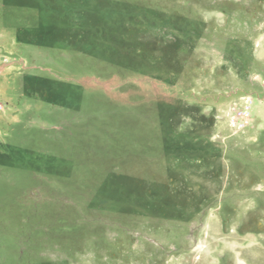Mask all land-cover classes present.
<instances>
[{
	"label": "rangeland",
	"instance_id": "rangeland-1",
	"mask_svg": "<svg viewBox=\"0 0 264 264\" xmlns=\"http://www.w3.org/2000/svg\"><path fill=\"white\" fill-rule=\"evenodd\" d=\"M0 264H264V0H0Z\"/></svg>",
	"mask_w": 264,
	"mask_h": 264
},
{
	"label": "trees",
	"instance_id": "trees-1",
	"mask_svg": "<svg viewBox=\"0 0 264 264\" xmlns=\"http://www.w3.org/2000/svg\"><path fill=\"white\" fill-rule=\"evenodd\" d=\"M108 43L110 45L113 44L112 40L107 41V44ZM69 49L70 48H68V50ZM103 60L108 61L109 59L107 56H105ZM136 66H134V68L132 70L128 69L125 72H123L122 77H128L131 75H141V76L150 75V73L147 71L148 69L145 70L142 67H137V69H136L135 68ZM165 104H167V103L165 102ZM154 116H155V114H154ZM154 116H153V118H147V120H146V122L148 123V124L147 123L146 124L149 125L150 129L153 130V132H158V131H159V133L161 132V136H163V135L166 136L165 139H167L169 141L170 140L172 141L173 139H175L177 137L176 132H175L176 124L172 123V127H169V126L165 127ZM215 153L216 152H214V157H215V160H217L216 159L217 155H215ZM195 155L200 158L199 163H202V160H204L203 156L198 155V152L197 153L195 152ZM111 159H113V158H111ZM116 159L118 160V157H116L113 160H116ZM71 164H74V163H71ZM82 165H84V164H82ZM217 166H218V162L215 161V167H217ZM94 168L96 170L99 169L98 166H95ZM106 190H107V188L105 186V182H99V183L94 185L93 192L90 193V198L88 199L89 201L87 202V209L89 211V216H91L94 219L99 220L101 217H105V216H108V217L110 216V219H113L116 217L120 218L119 215H121V210L123 209L124 205L120 204V203H116L113 201V199H110L105 194Z\"/></svg>",
	"mask_w": 264,
	"mask_h": 264
},
{
	"label": "bare ground",
	"instance_id": "bare-ground-1",
	"mask_svg": "<svg viewBox=\"0 0 264 264\" xmlns=\"http://www.w3.org/2000/svg\"><path fill=\"white\" fill-rule=\"evenodd\" d=\"M239 262H240V260H239Z\"/></svg>",
	"mask_w": 264,
	"mask_h": 264
}]
</instances>
